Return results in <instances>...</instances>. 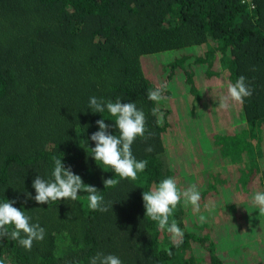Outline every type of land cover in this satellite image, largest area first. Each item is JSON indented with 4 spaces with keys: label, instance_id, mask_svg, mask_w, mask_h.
Listing matches in <instances>:
<instances>
[{
    "label": "trees",
    "instance_id": "16d2710c",
    "mask_svg": "<svg viewBox=\"0 0 264 264\" xmlns=\"http://www.w3.org/2000/svg\"><path fill=\"white\" fill-rule=\"evenodd\" d=\"M194 47L205 50L195 55L189 52ZM167 52L179 55L166 65L157 62L159 84L144 58ZM240 76L253 95L216 114L218 94L226 95L227 84ZM170 86L185 89V122L191 116L186 112L207 107L213 123L224 117L226 133L209 134L207 144L196 142L193 150L199 157L204 149L228 159L232 173L226 175L235 183L241 175L248 195L244 207H249L244 216L238 217L240 204L218 200L216 189L226 186L200 174L201 165L192 172L172 162L183 145L165 141L178 128L173 112L179 102L170 98ZM157 88L163 99L150 101L148 91ZM93 96L136 103L144 112L148 131L134 140L131 151L137 161L148 163L135 180L120 178L92 157L98 120L105 119L109 134H120L107 111L92 112ZM208 145L216 150H207ZM54 158L97 188L108 211L91 210L86 192L75 201L37 203L33 181L38 175L53 180ZM109 178L118 183L106 189L103 180ZM166 178H174L181 191L195 185L201 194L198 212L181 198L169 218L184 233L178 243L146 217L143 201L144 191ZM257 192H264V0H0V204L15 201L31 223L45 229V238L34 241L31 250L6 237L0 240L4 264H90L97 253L115 255L122 264H229L221 254L224 238L230 232L256 234L248 227L264 219L252 203ZM212 198L224 209L213 226L207 222ZM260 244L256 249L264 257V230ZM244 249L234 248L239 256Z\"/></svg>",
    "mask_w": 264,
    "mask_h": 264
},
{
    "label": "clouds",
    "instance_id": "9594fccd",
    "mask_svg": "<svg viewBox=\"0 0 264 264\" xmlns=\"http://www.w3.org/2000/svg\"><path fill=\"white\" fill-rule=\"evenodd\" d=\"M253 88L246 82V77L240 76L235 83L227 84V94L222 95L219 99L217 110H227L232 102L242 104L244 98H250L253 95ZM147 97L150 101L159 102L163 99L161 89L149 90ZM89 107L93 113L103 114L105 111L115 118V124L118 126L119 135L109 134V125L105 119L98 120L99 131L92 134L91 140L95 142L92 148L93 158L97 162L112 168L120 178H131L135 180L138 173L145 171L147 161H137L132 154L131 146L137 137H144L148 131L145 127L146 118L142 110L137 109L136 103H121L98 99L93 96L89 99ZM159 112L158 108L152 110L154 116ZM163 120V113H159L157 123ZM148 152L153 149L148 147ZM54 170L52 172L53 180L46 181L39 175L33 181V187L36 191L34 197L39 204H49L50 201L60 200H77L78 193L86 192L89 201V207L93 211L106 212L108 205L105 203L102 195L98 194L97 188L85 185L82 178L75 175L70 168H65L62 160L54 158ZM118 181L115 178L103 180L105 188L114 187ZM31 198V194H29ZM183 198L184 205L191 204L195 211H199V201L201 194L195 185L190 186L184 191L177 187L174 178L162 180L158 186H154L150 191H144L143 201L146 208V217L158 223V228L171 234L174 243L182 240L184 233L175 220L170 222L169 218L173 210ZM15 201L4 202L0 204V240L9 238L18 241L21 246L31 250L34 241H42L45 238V229L38 223H31L32 217L25 214L13 206ZM252 203L258 206L259 215H264V192L254 194ZM113 207V206H112ZM204 216L201 215L199 220L204 222ZM10 225L14 229L10 230ZM21 233L24 236H21ZM0 264H4L0 260ZM90 264H122V261L115 255H104L97 253L90 258Z\"/></svg>",
    "mask_w": 264,
    "mask_h": 264
},
{
    "label": "rangeland",
    "instance_id": "374dc122",
    "mask_svg": "<svg viewBox=\"0 0 264 264\" xmlns=\"http://www.w3.org/2000/svg\"><path fill=\"white\" fill-rule=\"evenodd\" d=\"M203 50L205 49H203L202 47H194V48H191L189 52L196 55L202 52ZM178 55L179 54L177 53L175 54L173 52H167V53L162 54L161 56L156 54V56L150 55L144 58L147 68L153 72V75H155L156 81L159 84H161L162 82L161 81L162 75H161L160 66H158V63L161 65H166ZM202 86H203V83L201 84V87ZM219 88L220 89L222 88V90L224 91V86L223 87L220 86ZM167 90L170 91L169 92L171 95L170 98L173 99L174 101L178 100L179 105L177 106L175 102L176 107H177V112L176 111L173 112L172 110V112L174 113V114L172 113L174 116L173 118L177 120L178 128L175 134L173 135V137L171 139L165 138V141H167L166 143L171 144L170 146H174L175 140L183 145L182 151L180 150L181 147L179 148V145H178L177 153L175 152L177 156L174 159H172V162L175 163V165L178 166L179 168H183L184 165H187V167L192 172L195 171V167L201 165L203 168L200 171V174H204L205 177H207V175L210 174L211 176L216 177L218 181L222 182V184L226 186V187H222L219 191L216 189V192L218 193V200L223 203L225 202L228 205H232L233 203L236 205L240 204L239 211H238V215H239L238 217H240V215L244 216L247 213L249 207H244V205H247L246 200L248 199L247 197L248 195L245 194V191L243 190L245 185L243 186L242 183L239 182L241 175H238L239 178L237 179V183L238 182L239 183L238 184L235 183L234 181H232V179L229 176L226 175L227 173L228 175L232 173L230 166L227 165L229 163L228 159L227 160L223 159L220 154H209L204 149L201 150L204 156L199 157V155L196 153V149L193 150V147L196 146V142H198V145H200V143L203 145H206L207 139H209L208 137L209 134H212V136L210 137H213L215 135L221 136L224 133H226V130L228 129V127L226 129V126H224L226 125L224 117L221 120L217 119L218 121L217 123H213L212 120L214 118H212V115L214 113L211 112L209 108L207 107L206 111H204L203 109L202 110L196 109V112L194 111V113H191V110H189V112H186L185 115H191V116L187 118V121L185 122V118L182 117L184 103L186 102V111L189 107L188 98L185 93V89L179 90V89L174 88L173 86H170L167 88ZM205 93L206 95H209L208 91H205ZM218 96H219L218 98V101H219L221 94H218ZM171 99L169 101H166L165 104L169 105L172 102ZM210 101L206 103L208 105H212V102ZM199 107L202 108L201 106ZM218 112H221V111L217 110L216 114ZM240 124L241 122L238 121V117H237V120L235 119V127L239 129ZM202 147L203 146H201L200 148ZM206 149L216 150L215 146L213 145H208ZM198 162H201V164H199ZM239 174H243V171L240 170ZM253 179L254 178H251V181H253ZM199 181L205 182L203 178L202 179L200 178ZM227 185L229 186L227 187ZM216 186L221 187L222 185L220 183H217ZM208 202L210 204L207 205V209L209 213L212 215L210 216L207 222L209 223V225L213 226V224L217 223V222H214V220L222 219L220 216H217L218 211H223L224 209L219 210L218 207L214 205L215 201L213 200V198L210 199ZM225 212H228V210ZM225 219L227 221L230 218L228 217ZM251 222H253L254 224V222H256V219L255 218L252 219ZM223 224L228 225L224 220H223ZM256 229H257V233L249 235L248 237L245 236L246 235L244 233L245 231H241V232H235V233L230 232L228 234V237L226 236V238H224V240L222 241L223 250H221L222 251L221 254L225 256V260L227 263L229 264H251V263L252 264H264V257L259 255L260 251L258 250L261 245L260 244L261 238L263 236L264 219L261 220L257 224V226L248 227V231L249 230L254 231ZM244 239L245 241H243ZM215 241L219 244L220 238L218 237ZM236 246L245 248L244 251L242 252V255L240 256L237 255V253L234 250ZM257 246H259L258 249H256Z\"/></svg>",
    "mask_w": 264,
    "mask_h": 264
}]
</instances>
